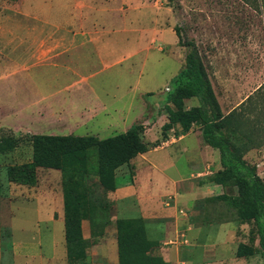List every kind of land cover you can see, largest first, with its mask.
Returning a JSON list of instances; mask_svg holds the SVG:
<instances>
[{"label":"rangeland","instance_id":"rangeland-1","mask_svg":"<svg viewBox=\"0 0 264 264\" xmlns=\"http://www.w3.org/2000/svg\"><path fill=\"white\" fill-rule=\"evenodd\" d=\"M175 27L181 28L183 40L196 44L222 113L238 112L245 101L241 110L253 123L254 106L262 107L264 100L255 102V95L251 101L246 99L264 82V15L250 0H0V264H49L52 257L57 263L64 258L67 264H89L86 255L94 242L106 247L110 243L101 214L90 225V237L71 245L56 226L50 252L45 253L52 226L42 218L37 222L34 216L36 210H46L40 201L44 192H52L54 204L60 202V192L63 200V175L57 168L23 165L33 156L30 136L43 130L30 127L22 116L21 111L27 109L25 92L15 103L8 99L15 90L12 82L25 76L28 68L65 64L66 55L59 53L68 50L62 46L85 42L81 56L86 63L90 60L83 68L91 70L99 107H124L125 124L115 130L102 128L99 136L89 122L75 134L102 139L140 125L144 139L156 146L183 131L179 125L162 130L168 122L164 100L187 52L178 42ZM63 95L54 98V107L76 105L64 101L67 96ZM37 99L30 97L31 103ZM193 105H199L196 97L185 100V108ZM31 110L35 109L31 106ZM193 125L200 129L199 123ZM257 137L259 146L242 145L243 156L264 179V130ZM74 180L85 188L86 201L107 205L113 213L109 191L99 185L97 177ZM220 185L218 194L199 199L195 206L205 210L204 218L211 222L240 220L235 245L258 248L256 227L236 187L231 182ZM156 247L152 254H157ZM244 258L238 264H264L261 251Z\"/></svg>","mask_w":264,"mask_h":264},{"label":"crops","instance_id":"crops-1","mask_svg":"<svg viewBox=\"0 0 264 264\" xmlns=\"http://www.w3.org/2000/svg\"><path fill=\"white\" fill-rule=\"evenodd\" d=\"M62 47L68 51L59 55H66L67 64L43 65L32 71L28 68L25 76L12 82L15 90L12 88L9 94L10 102H17L22 98L20 94L26 93L27 109L21 113L30 127L43 130L35 133L82 135L75 132L86 129L90 122L94 135L100 136L102 128L115 130L123 126L124 107L113 106L109 110L99 107L90 81L93 76L88 73L91 70L83 68L90 60L87 58L86 63L81 56L87 43L76 41ZM63 94L67 96L64 101L76 105L60 110L59 106L54 107V98ZM31 95L39 99L31 103ZM93 102H97L96 106H90ZM31 106L35 110H31ZM129 166L131 170L127 164L119 167H124L121 172L119 168L116 170L115 188L108 193L113 205L105 230L110 237L109 247L94 242L86 255L89 264H118L115 221L119 218L143 220L147 238L157 242V254L168 264H238V259L244 261V257L236 256L239 221L216 219L211 222L204 218L205 210L195 206L199 199L221 191L220 184L209 180L222 169L220 152L203 141L199 128L193 125L185 133H174L162 139L156 146L133 157ZM49 191L40 199L46 210H36L34 216L37 222L42 218L46 225L52 226L51 234H47L46 254L50 252L56 226L64 236L62 195L60 192V202L54 204ZM81 227L83 237H90V221L82 219ZM47 261L67 264L64 258L59 263L53 257Z\"/></svg>","mask_w":264,"mask_h":264},{"label":"trees","instance_id":"trees-1","mask_svg":"<svg viewBox=\"0 0 264 264\" xmlns=\"http://www.w3.org/2000/svg\"><path fill=\"white\" fill-rule=\"evenodd\" d=\"M250 1L254 9L264 15V0ZM174 30L179 44L185 46L187 52L184 66L164 100L168 122L163 124L162 130L179 125L183 130L180 132L185 133L191 124H200L203 141L220 152L222 169L210 176L209 180L218 184L231 182L256 227L259 247L246 248L245 244L239 243L236 256H250L260 251L264 254V179L257 173L256 166L244 158L242 149V145L254 148L261 143L257 136L264 130V105H256L258 108L254 106L257 113L253 123L241 110L245 101L239 104L238 112L233 109L223 114L196 44L189 39L183 40L180 27ZM252 95L256 97L255 102L257 98L263 102L264 82L246 100L251 101ZM192 97L198 99L199 105L185 108V100ZM30 139L32 160L23 165L57 168L62 172L64 236L68 245L82 241V219L87 218L91 225L97 223V217L102 214L106 218L102 222L105 228L110 223L111 214L107 205L86 201L85 188L74 178L93 175L104 190L112 191L115 188L116 170L154 145L144 139L140 125L102 139L94 135L70 134H35ZM115 224L118 264H168L160 255L152 254L157 242L147 238L143 220L119 218ZM94 236L98 235L95 233Z\"/></svg>","mask_w":264,"mask_h":264}]
</instances>
